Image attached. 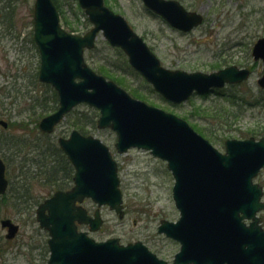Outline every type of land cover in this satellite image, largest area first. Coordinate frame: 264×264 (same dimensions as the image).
Returning a JSON list of instances; mask_svg holds the SVG:
<instances>
[{"label":"water","instance_id":"95a60500","mask_svg":"<svg viewBox=\"0 0 264 264\" xmlns=\"http://www.w3.org/2000/svg\"><path fill=\"white\" fill-rule=\"evenodd\" d=\"M91 29L84 35L69 33L61 24L53 0H36L34 40L41 66L39 80L59 96V107L44 117L39 129L53 133L77 105L86 103L100 111L98 127L117 133L119 153L131 148L149 150L167 162L175 178L173 197L180 218L163 220L158 232L180 242L172 264H264V230L257 213L264 209L263 188L253 179L264 167V136L260 140L230 139L226 152L216 149L184 119L132 97L112 80L97 74L85 60L100 33L123 50L129 64L168 101L180 104L194 93L207 94L226 84H238L251 75L248 68L228 66L212 73L170 70L161 64L144 39L127 20L106 6L105 0H78ZM172 27L190 32L203 22L177 0H143ZM255 61L264 63V37L253 47ZM258 83L264 87V75ZM0 125L8 128L5 120ZM59 144L75 167L74 185L59 190L37 208V221L49 233L47 264H171L144 243L124 245L118 238L96 241L79 230L89 225L98 231L104 221L101 207L108 205L125 215L118 164L110 148L93 135L78 130ZM9 187L7 166L0 157V195ZM98 205L93 216L82 205ZM252 219L250 226L244 222ZM6 238L14 239L20 226L12 219L0 221ZM1 251V248H0Z\"/></svg>","mask_w":264,"mask_h":264},{"label":"rangeland","instance_id":"374dc122","mask_svg":"<svg viewBox=\"0 0 264 264\" xmlns=\"http://www.w3.org/2000/svg\"><path fill=\"white\" fill-rule=\"evenodd\" d=\"M35 1L0 0V119L9 124L24 121L32 129L26 131L24 127L13 125L4 129L0 126V135L5 132L7 137L23 147L18 149L20 153L14 148L4 153L7 156L5 160L10 186L7 205L0 210V221L12 219L20 225V232L16 238L8 240L5 238L7 231L0 224V264L47 263L49 254L45 252L44 244L48 236L39 227L36 210L59 186L45 185L42 180L44 175H40L36 162L40 160L37 155L43 148L38 147L41 134L35 127H38L41 119L34 122L37 118L33 115L32 96L35 98L44 94L42 87L34 84V75L40 67V54L32 42ZM178 1L188 10L204 15V23L188 34L171 28L161 17L149 11L142 0H106L145 39L164 67L211 73L223 66L236 64L252 67V78L240 87H229L219 94L194 96L180 105L167 102L141 76L125 75L123 78L129 86L123 88L130 94L132 89H137L143 96L138 99L184 118L222 152H225L228 139L249 138L252 131H256L259 138L264 128V101L258 103L257 100L261 99L264 91H261L257 82L264 74V66L261 62L254 64L251 53L253 45L264 36V0ZM61 2L65 16L75 27L70 31L85 34L91 25L78 1L74 0L73 6L69 0ZM116 58L115 48L102 35L97 40L96 48L86 52L87 63L97 73L100 64H108V60ZM91 108L80 105L77 110L90 113ZM72 120H64L53 134L54 140L71 133L75 128L71 126ZM90 133L110 147L118 162L126 207L123 219L109 207H103L104 225L100 231L90 232V235L97 241L109 238H119L124 244L140 241L160 258L173 262L180 244L158 233L162 220L175 222L180 217L173 199L175 180L167 163L144 150L132 149L125 154L118 153L115 149L116 134L110 129H97ZM25 158L29 160L30 166L27 173L24 166L21 168ZM31 159L36 161L31 163ZM26 174L30 177L37 174L39 177L27 178ZM257 181L264 185V170ZM21 195L31 196V200L27 201L28 205L31 202L33 204L31 212L22 210L26 204L23 203L24 197L18 198ZM84 206L91 213L97 208L90 200Z\"/></svg>","mask_w":264,"mask_h":264},{"label":"trees","instance_id":"16d2710c","mask_svg":"<svg viewBox=\"0 0 264 264\" xmlns=\"http://www.w3.org/2000/svg\"><path fill=\"white\" fill-rule=\"evenodd\" d=\"M55 5L57 6L61 18H62V23L66 29L74 30L75 27L68 21L67 17L65 16L64 10H63V5L61 0H53ZM73 1L74 0H69V2L73 6ZM76 1V0H75ZM14 9V8H13ZM9 9V10H13ZM34 43V41L32 40ZM117 58L116 59H111L108 60L110 63L106 64H100L97 67L98 73L106 76L109 79H112L116 81L119 85L123 87H128V83L126 80L123 78L125 75H134L140 77V75L129 65L127 58L125 54L120 50V49H115ZM107 61V62H108ZM34 84H39L42 89H43V94L44 95H37L35 98H33V115L34 117L36 116L37 119H35V123L39 122L41 118L44 116L50 114L51 112L55 111L58 108L59 104V98L57 92L50 86V85H45L40 83L38 79V72L34 75ZM131 93L135 97H143L137 89H132ZM264 95L260 96L261 99L257 100L258 103H261L264 101L263 98ZM39 113V115H38ZM40 118V119H39ZM72 118L73 120L71 121V126L74 128L79 129L83 133H90L92 130H97V121L99 118V111L97 109L91 108V112L87 113L84 111H78L77 108L74 109L66 119ZM19 123V124H18ZM13 122L12 124H9V128L11 126H19V127H24L26 131H29L30 129V124L25 123L24 121L21 122ZM27 124V125H26ZM38 129L37 125L35 127ZM264 132L263 131L261 133ZM260 133V134H261ZM4 134V135H3ZM0 135V154H3V158L7 159L6 154H4L7 150H10L12 148L17 150V153H20L19 150H21L23 147L22 145H19L18 142L13 141L10 137H7L5 132ZM41 134V140L38 143V147L41 149L43 148V151L37 156L40 157V160L36 161L35 159H31L32 161L38 162V168H39V173L40 175H44L42 177L43 182L45 185H59L57 189H66L69 188L73 182V176H74V169L71 163H69L68 159L64 155V153L61 151L60 147L58 146V143L56 140H54L53 135H48L40 132ZM251 135H257L256 131H252ZM259 135V134H258ZM53 139V141H52ZM13 149V150H14ZM19 149V150H18ZM40 151V150H39ZM7 161V160H6ZM26 158L24 159V163L21 166L25 167L27 170L26 173L30 170L28 167V162ZM27 175V174H26ZM25 175V176H26ZM27 178H38L39 175L37 174H32L26 176ZM56 189V190H57ZM27 190V189H25ZM8 194L6 193L5 195L0 196V210L3 208V206L7 205L8 201ZM24 197L25 200L23 203L26 204V206L22 209L24 212H31L33 208V204L31 202V205H28L27 201L31 200L30 195H21L18 198ZM44 249L45 252L48 253V247L47 243L44 244Z\"/></svg>","mask_w":264,"mask_h":264},{"label":"flooded vegetation","instance_id":"af4514ba","mask_svg":"<svg viewBox=\"0 0 264 264\" xmlns=\"http://www.w3.org/2000/svg\"><path fill=\"white\" fill-rule=\"evenodd\" d=\"M69 161V160H68ZM69 163H70V161H69ZM72 165V164H71ZM73 169H74V167H73ZM264 170V169H263ZM262 170V171H263ZM259 177V176H258ZM258 177L256 178V182H258L257 181V179H258ZM258 183H260V182H258ZM262 186H263V188H264V185L262 184V183H260ZM264 193V192H263ZM263 199H264V196H263ZM263 213V211L262 212H260L258 215H259V218H260V221H259V224L264 228V215L262 214ZM251 221H249V223H250Z\"/></svg>","mask_w":264,"mask_h":264}]
</instances>
